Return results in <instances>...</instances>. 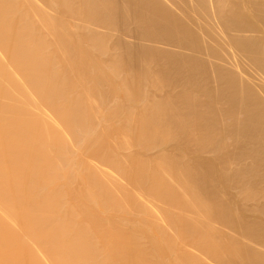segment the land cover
<instances>
[{
	"label": "bare ground",
	"instance_id": "bare-ground-1",
	"mask_svg": "<svg viewBox=\"0 0 264 264\" xmlns=\"http://www.w3.org/2000/svg\"><path fill=\"white\" fill-rule=\"evenodd\" d=\"M0 264H264V0H0Z\"/></svg>",
	"mask_w": 264,
	"mask_h": 264
}]
</instances>
